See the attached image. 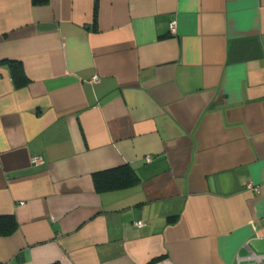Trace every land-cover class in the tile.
Wrapping results in <instances>:
<instances>
[{
  "label": "crops",
  "instance_id": "0c3cea01",
  "mask_svg": "<svg viewBox=\"0 0 264 264\" xmlns=\"http://www.w3.org/2000/svg\"><path fill=\"white\" fill-rule=\"evenodd\" d=\"M0 214V264H264V0H0Z\"/></svg>",
  "mask_w": 264,
  "mask_h": 264
},
{
  "label": "trees",
  "instance_id": "16d2710c",
  "mask_svg": "<svg viewBox=\"0 0 264 264\" xmlns=\"http://www.w3.org/2000/svg\"><path fill=\"white\" fill-rule=\"evenodd\" d=\"M36 4H43L47 0H32ZM12 81L16 87L26 83V77L20 64L16 61H8ZM95 189L104 191L112 188H120L130 185L137 177L134 170L129 165H122L92 174ZM175 216H170L168 220L173 221ZM17 228V221L12 214H0V235H9ZM159 258H156V260Z\"/></svg>",
  "mask_w": 264,
  "mask_h": 264
},
{
  "label": "built area",
  "instance_id": "2783aa9c",
  "mask_svg": "<svg viewBox=\"0 0 264 264\" xmlns=\"http://www.w3.org/2000/svg\"><path fill=\"white\" fill-rule=\"evenodd\" d=\"M169 27H170V31L174 33V32H175V20H174V19L170 20V22H169ZM95 79H97V77H94V80H95ZM145 159H146L147 161H150V160L152 159V156H151V155H146V156H145ZM41 161H42V158H41L40 155H33V156L31 157V162H32V163L37 164V163H40ZM248 185H249L250 187H252L253 189H255L256 192H259V187H258L257 185H253L252 183H248ZM133 223H134L136 226H138V227L143 225V222H142L141 219H137V220H135Z\"/></svg>",
  "mask_w": 264,
  "mask_h": 264
}]
</instances>
